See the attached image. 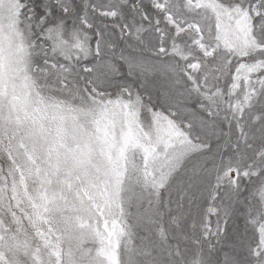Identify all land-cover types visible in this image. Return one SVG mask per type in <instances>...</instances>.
<instances>
[{"label": "snow or ice", "instance_id": "obj_1", "mask_svg": "<svg viewBox=\"0 0 264 264\" xmlns=\"http://www.w3.org/2000/svg\"><path fill=\"white\" fill-rule=\"evenodd\" d=\"M0 264H264V0H0Z\"/></svg>", "mask_w": 264, "mask_h": 264}]
</instances>
